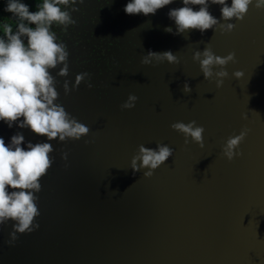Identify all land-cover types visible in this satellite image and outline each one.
I'll return each instance as SVG.
<instances>
[{"label":"flooded vegetation","instance_id":"1","mask_svg":"<svg viewBox=\"0 0 264 264\" xmlns=\"http://www.w3.org/2000/svg\"><path fill=\"white\" fill-rule=\"evenodd\" d=\"M129 2L69 0L61 8L70 13L74 23L53 27L57 41L69 52V75L60 77L59 68L52 70L59 93L57 103L89 127L87 137L47 141L30 129H21L19 122L9 128L0 121V138L6 144L22 133L26 150L29 142H49L54 149V163L36 194L40 215L35 223L39 229L17 234L18 239L9 244L13 222L0 226V264H87L81 245L86 232L80 219L89 204L109 200V188L120 178L121 170L131 165L140 145L156 148L167 140L174 144V139H179L177 145H185L184 136L171 127L176 122L195 120L205 129L204 138L215 140L218 151L229 136L251 129L238 149L243 155L231 165L236 175L253 187L256 202L264 207V10L251 5L242 22L230 21L236 25L231 33L209 29L203 34L190 30L174 35L165 31L167 27L176 31L168 13L183 7L182 0H174L148 17L126 14ZM227 3L230 6L231 0ZM192 7L198 11L200 6ZM221 7L210 3L209 11L221 19ZM207 43L217 56L236 54V62L226 68L229 77L220 88L215 79L204 78L193 59ZM150 50L171 51L180 62L144 65L142 58ZM237 71L243 73L242 78L233 75ZM84 73L89 75L79 88L65 94L64 81L71 88L76 75ZM185 83L192 89L187 95ZM130 94L138 97L135 108L122 109Z\"/></svg>","mask_w":264,"mask_h":264},{"label":"clouds","instance_id":"2","mask_svg":"<svg viewBox=\"0 0 264 264\" xmlns=\"http://www.w3.org/2000/svg\"><path fill=\"white\" fill-rule=\"evenodd\" d=\"M110 2V0H109ZM69 0H42L37 3V11H30V6L22 0H7L5 12L17 21L15 30L8 24L3 25L0 36V121L9 128L19 122L21 129H30L35 135L46 137L47 141L60 142L79 141L90 133L89 127L72 117L62 104L57 103L59 93L57 81L52 70L59 68L60 77L69 75V52L65 44L57 41L54 25L74 23L72 16L61 5H68ZM174 3V0H130L124 11L128 15L143 14L145 17L155 15L158 10ZM183 7L171 9L168 16L175 22L176 31L172 27L165 28L167 33L184 35L190 30H199L202 34L209 29H219L222 34L231 33L236 25L230 21H243L254 4L258 10H264V0H182ZM221 5V19L214 17L209 6ZM192 6H200L194 10ZM221 20L224 23H221ZM134 31V30H133ZM194 61L200 65L206 80L215 79L218 88L223 87L224 80L229 77L226 70L230 63L236 62L235 52L225 57L217 56L210 43L204 50L196 51ZM168 62L178 65L179 59L171 51H148L142 58L144 65ZM62 66V67H60ZM219 68V71H213ZM88 73L77 74L75 84L70 88L64 81L65 94L73 88H79ZM233 75L240 79L242 72ZM92 85L89 83L88 85ZM184 93L190 94L192 89L188 83L183 86ZM138 97L130 94L122 109L135 108ZM247 119V116H244ZM172 129L184 136L185 145L190 142L205 147V129L198 126L195 120L185 124L176 122ZM251 129L244 128L239 135H231L225 142L222 152L228 161L234 160L243 153L238 151ZM88 143V141H85ZM25 138L22 133L11 137L9 144L0 138V226L13 222L9 244L17 239V234L31 233L39 229L35 223L40 215L36 195L41 191V179L48 173L54 163L51 157L54 149L51 143L27 144L22 147ZM174 150L160 143L156 148L140 145L137 154L131 160V169L139 173L142 169L145 178H151L155 170L173 157ZM67 153L63 159L67 161ZM113 194H117L112 192Z\"/></svg>","mask_w":264,"mask_h":264},{"label":"water","instance_id":"3","mask_svg":"<svg viewBox=\"0 0 264 264\" xmlns=\"http://www.w3.org/2000/svg\"><path fill=\"white\" fill-rule=\"evenodd\" d=\"M176 140L163 142L174 155L151 178L129 165L109 200L89 204L80 219L87 264H264V207L253 187L212 138L203 149Z\"/></svg>","mask_w":264,"mask_h":264},{"label":"trees","instance_id":"4","mask_svg":"<svg viewBox=\"0 0 264 264\" xmlns=\"http://www.w3.org/2000/svg\"><path fill=\"white\" fill-rule=\"evenodd\" d=\"M22 2L27 3L30 6V11H37V3H42V0H22ZM7 0H0V36L3 35V25L8 24L15 30L17 26V21L11 17V14L5 12Z\"/></svg>","mask_w":264,"mask_h":264}]
</instances>
